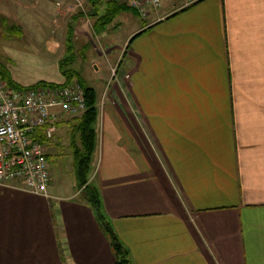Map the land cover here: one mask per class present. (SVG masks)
Masks as SVG:
<instances>
[{
    "label": "crops",
    "instance_id": "1",
    "mask_svg": "<svg viewBox=\"0 0 264 264\" xmlns=\"http://www.w3.org/2000/svg\"><path fill=\"white\" fill-rule=\"evenodd\" d=\"M56 1L29 0L16 20L29 41L1 64L21 87L63 84L70 30L75 62L102 75L76 71L97 93L89 183L131 263L264 264V0H162L147 17L121 0H61L88 8L68 30ZM51 173L49 196L0 186V264H115L75 174Z\"/></svg>",
    "mask_w": 264,
    "mask_h": 264
},
{
    "label": "built area",
    "instance_id": "2",
    "mask_svg": "<svg viewBox=\"0 0 264 264\" xmlns=\"http://www.w3.org/2000/svg\"><path fill=\"white\" fill-rule=\"evenodd\" d=\"M128 1L144 17L148 8L162 3ZM199 1L186 0L187 6ZM86 109L85 90L75 80L66 85L16 88L0 76V186L49 196L53 179L40 136L53 139L61 123L81 117Z\"/></svg>",
    "mask_w": 264,
    "mask_h": 264
},
{
    "label": "rangeland",
    "instance_id": "3",
    "mask_svg": "<svg viewBox=\"0 0 264 264\" xmlns=\"http://www.w3.org/2000/svg\"><path fill=\"white\" fill-rule=\"evenodd\" d=\"M7 1L4 6L0 5V11H6L8 13H6V15H0V63L3 61V57L6 54L5 53V49L6 47H14L15 45H18L17 43L19 40H23L21 39L22 37H18L19 33L17 32V27H19V24L17 22H20L21 20H25L26 15L21 11H29V0H19L20 3H17L18 5L15 6L16 0H4ZM18 1V0H17ZM120 0H118L119 2ZM122 2H124V4L126 6H128L129 8L135 10L137 13H140L137 8L131 4V2H129L128 0H121ZM64 1L61 0H57L53 6V9L55 10V12H53L54 16V22L56 25H61L67 28V24L68 20H73L74 17H78L79 16H85L87 15L88 11H87V4L83 3V2H77L76 5L73 4H64ZM186 2V0H185ZM31 3V2H30ZM131 5H130V4ZM162 6L161 5L158 8H148V12H147V16L152 15L153 12L159 10ZM186 6H187V2H186ZM29 13V12H28ZM135 15H137L135 13ZM88 16V15H87ZM17 20V22H16ZM19 20V21H18ZM85 21H89L88 18H86ZM62 23V24H61ZM89 23H92V21H90ZM26 26L28 27V21H26ZM28 30V29H27ZM27 33V32H26ZM22 36V35H21ZM29 41L28 37H26L22 42L24 41ZM74 43V42H73ZM20 45V44H19ZM25 45V44H24ZM67 48V47H65ZM82 54V53H81ZM77 56L79 57V59H77V61L73 64L69 65L68 69H72L74 71H78L83 73V75H85L87 78H90L89 80H93L94 82L98 83V84H102L103 82L100 83V80L102 78V75L98 77V75H96V71L95 69H93L91 67V64L88 63H84L82 55H80V53H77ZM68 57V53H65V57L63 58V61ZM15 61V60H13ZM13 61H8V59H6V65L7 66H12L15 67L17 66L16 62ZM63 61H61L60 63H62ZM18 63V62H17ZM20 63H24L23 61H20ZM19 63V68L21 71H23L28 77L31 75L29 74V70L26 66L22 65ZM16 64V65H15ZM62 66V64H60ZM64 69H67V67H65ZM61 71H63V69L61 68ZM50 72V71H49ZM111 72V71H110ZM31 73V72H30ZM51 73V72H50ZM63 73V72H62ZM40 74H44L41 73ZM36 75L38 76V73H35V75H31L29 78H34L36 77ZM26 76V77H27ZM47 76L44 74V77ZM77 83L78 81L76 79H74ZM90 85H93V83L91 81H89ZM72 120H68L65 121L67 123H70ZM63 122V123H65ZM60 133V134H59ZM59 133L57 132V134L55 135V137L51 140H48V143L45 144L46 147V153L47 155L49 154V163H50V167L52 168V170L54 172H56V174H58L57 172L59 171H64L65 173H68V180L70 181V183L72 184L74 181V174L76 177V173H75V158H74V149L73 146L75 147H79L80 144V139L79 136L76 135V132L74 131L73 127H68V126H64L61 131L59 130ZM59 135V139H60V143L59 146H57V149H49L51 147L50 143L53 142L56 138V136ZM58 153H60V156L58 155ZM55 175V174H54ZM78 183V182H77ZM92 185V184H91ZM93 187L96 188L95 185H92ZM81 191H85V187L80 188Z\"/></svg>",
    "mask_w": 264,
    "mask_h": 264
},
{
    "label": "trees",
    "instance_id": "4",
    "mask_svg": "<svg viewBox=\"0 0 264 264\" xmlns=\"http://www.w3.org/2000/svg\"><path fill=\"white\" fill-rule=\"evenodd\" d=\"M118 14L119 12L117 14H112L107 22L113 21ZM104 24L107 23L105 22ZM66 47H67L68 57L61 63L62 64L61 68L63 69L62 72L66 78V81L63 84H58V85H66L69 84L74 79H76L85 90L86 106H87L85 113L81 117L74 119L73 120L74 122L72 121L70 122L71 126L76 132V135H78L80 139L79 147L73 146L75 166H76L75 173H76L78 186L79 188L85 187V191H84L85 198L95 210L100 227L111 244L113 253L116 258L115 264H132L128 249L122 243L116 231L114 230L112 224L105 218L102 212V199L98 189L93 187L89 183V174L91 171L92 158L95 153L96 140H97V133L95 128L99 117V111L97 107V93L94 88L86 84V82L80 77V75L76 71L72 69H64L65 67H68L70 64L74 63L76 59L73 37L70 30H69V35L67 36ZM0 76L13 87L25 88L16 85L12 81L8 73V70L1 63H0ZM38 85L58 86L57 84H50L45 82L38 83L33 86H38ZM40 139L44 145L48 143V140L42 137V135L40 136Z\"/></svg>",
    "mask_w": 264,
    "mask_h": 264
}]
</instances>
